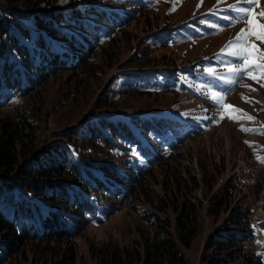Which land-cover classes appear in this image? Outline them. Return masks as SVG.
I'll use <instances>...</instances> for the list:
<instances>
[{"label":"trees","instance_id":"obj_1","mask_svg":"<svg viewBox=\"0 0 264 264\" xmlns=\"http://www.w3.org/2000/svg\"><path fill=\"white\" fill-rule=\"evenodd\" d=\"M56 1L0 0V107L2 104L9 109L27 106L29 93L57 71H77L76 84L83 88L90 74L97 71L90 65L91 59L103 47L99 36L92 39L93 28L90 26L96 25L93 21L104 27L100 30L102 34L109 29L121 32L123 25L127 24L126 16L109 14L100 0H88L65 11L37 12L32 16L13 11L17 6L31 10L41 3L52 6ZM144 21L146 30L155 26L156 20L152 21L148 16H144ZM170 35L171 32L160 37L167 39ZM128 36V32H123L125 39ZM116 41L112 36L102 48L105 62L114 60L113 52L118 47ZM160 59L154 63L168 61L165 56ZM150 61L145 53L139 59L134 57L126 61L120 67L123 70L114 75L115 80L119 77L125 79L126 92L166 93V90L129 86V82H147L152 78L156 81L164 76L159 68L165 66L145 68ZM137 66L142 67L135 68ZM136 69L142 72H132ZM121 96L99 99L96 107L89 111L90 116L82 115L81 124L78 122L57 133L58 137L42 142L36 133L39 129L28 113L0 116V264L9 263L11 255L26 243H32L42 252L51 244L66 245L57 264H79L74 237L90 222L95 223L98 213L104 211L105 215L108 214L111 209L106 210L107 206L114 208L110 204L130 199L135 188L154 211L150 216L149 211L143 212L151 224L152 238L146 240L144 256L137 261L139 264H184V254L179 247L188 249L197 233L199 204L191 199H197L195 191L199 184L194 172L185 173L180 164L169 163V156L158 153L155 146L158 145L155 137L165 135V131L178 137L182 124L145 109L136 113L137 110L104 107L113 105L111 101ZM34 104L30 106L31 112L39 111ZM100 111L103 113L99 114ZM142 112L149 114L144 116ZM93 113L96 114L94 120ZM121 144L126 149L134 147L140 155L150 158L148 165L132 170V175L120 171L114 159L119 155L117 148L124 149ZM96 148L110 152H105L104 158L96 159L93 156ZM156 166H159L161 180L157 183L162 194L154 192L150 187L152 183L148 182L153 179L152 169ZM211 168V172L208 169L206 172L204 166H200L207 187L210 186L208 175L217 172L215 167ZM254 186H258L256 190L260 192L261 185L255 183ZM234 188L235 184L228 182L219 196L218 206L213 211L208 209L209 217L219 215L222 206L224 211L228 209ZM169 209L175 213L173 224L168 218ZM232 211L236 212L234 207ZM221 226L223 229L208 237L201 261L228 264L236 258H248L249 264H262L261 258L246 247L254 231V224L246 211L236 212ZM260 227L264 230L263 223ZM208 249L216 252L206 260L205 251ZM124 259V255L110 252L101 263L131 264Z\"/></svg>","mask_w":264,"mask_h":264},{"label":"rangeland","instance_id":"obj_2","mask_svg":"<svg viewBox=\"0 0 264 264\" xmlns=\"http://www.w3.org/2000/svg\"><path fill=\"white\" fill-rule=\"evenodd\" d=\"M87 1L75 5H83ZM100 2L109 14L126 16L127 20L121 32L109 29L106 34H102L100 30L104 27L95 21L93 24L96 25L90 26L93 28L92 39L99 36L100 41L97 40L103 44L102 48L107 46L106 42L112 36L117 40L118 47L113 52L114 60L105 62L102 48L98 49L90 63L97 71L93 75L90 74L89 81L83 88L76 84L77 71L74 73L57 71L47 76L33 92L29 93L27 106L9 109L2 104L0 116L9 117L16 112L28 113L29 119L33 120L39 129L36 133L40 142L58 137L57 133L60 134L78 122L81 124L83 114L84 117L90 116L89 111L96 107L98 100L110 96L113 98L122 95L116 101H111L113 105L104 106L106 109L110 107L109 109L131 112L137 110L136 113L142 111L139 109H145L153 113H166L179 122L184 121L185 123H181L182 128L178 137L170 131H165V135L155 137L158 143L155 146L158 153L169 156V163L180 164L183 172H194L197 176L199 184L195 191L197 199L191 200L195 202L197 200L199 204V212L196 213L199 226L190 247L188 249L179 247V250L184 254V264H205V261H201V255L204 253L207 239L211 234L218 232V229H223L221 224L226 218L234 216L236 212L246 211L251 223H256L255 226L259 222L260 225L264 224V162L258 159L264 157L262 134L264 79L253 80L246 71L240 75L229 72L230 67L239 68L242 61L229 54L231 48H225L242 28L247 27V20L241 19L242 14L238 9L247 8L249 5L245 0H100ZM59 3L58 0L52 6L41 3L34 10L17 6L13 11L32 16L37 12L55 11ZM261 11H264V0H260L259 5L253 6L252 10V18L264 23V17L258 15ZM90 16L93 17L91 14ZM144 16H148L152 21L156 20L153 28L145 29ZM181 22L187 25L176 27ZM97 27L99 29L96 31ZM168 30H171V35L167 39L152 36L153 31L170 33ZM123 32L129 33L127 39L123 37ZM108 37L110 38L107 39ZM250 40L255 38L250 37ZM255 43L264 49V43L258 40ZM144 53L151 58L145 68L162 65L168 68L169 72L172 71L170 76L178 77L171 80L161 77L156 81L152 78L147 82H129V86L145 87L146 90H166V93L126 92L125 79L119 77L115 80L114 75L123 70L120 67L126 61L134 57L139 59ZM160 56H165V60L168 61L164 64L154 63ZM138 67L142 66L135 68ZM251 71L253 75L260 77L258 69L253 67ZM132 72L142 71L136 69ZM179 77L180 83L177 81ZM214 96L223 97L222 103H218ZM33 103H36L39 111L31 112L30 106ZM225 105H233L243 112H234L224 107ZM102 113L103 111L99 112ZM245 113L254 119L230 118L243 117ZM93 115L94 120L96 114ZM121 146L124 149L117 148L119 155L114 159L120 171L132 175V170H139L148 165L150 158L140 155L134 147L126 149L122 144ZM85 149L89 150L87 147ZM105 152L109 153L110 150L108 152L96 148L93 156L102 159ZM201 165L206 172H209L207 169L211 172V166L217 170L208 175L209 187L202 180L204 170L200 171ZM152 170L153 179H148V182L152 183L150 187L154 192L162 194L160 184L157 183L161 180L159 166ZM228 182L235 184L228 209L224 211L222 206L220 210L223 211L219 215L209 217L208 209L213 211L218 206L219 196ZM255 183L261 185L260 192H257L258 186H254ZM134 190L130 199L110 204V207L114 208L107 206L106 210L111 209L108 214L105 215L104 211L98 213L97 221L92 224L90 222L74 237V249L79 264H102L110 252H115L119 256L124 255V260L131 264H139L137 260L144 256L145 242L152 238L151 224L143 216V212L149 211L150 216L154 211L145 204L137 188ZM233 207L236 212L232 211ZM168 218L172 224L175 222V213L170 209ZM171 232L174 233L173 227ZM255 235L256 239L252 236L251 241L246 243V247L254 253L260 248L258 243L261 242L257 239L262 238L263 241L264 231L262 233L259 231V234ZM65 246L51 244L47 251L42 252L32 243H26L11 255L7 264H57L61 261ZM215 252L214 249L206 250V260ZM260 255L264 257V253L261 252ZM249 262L248 258H236L228 264Z\"/></svg>","mask_w":264,"mask_h":264},{"label":"snow or ice","instance_id":"obj_3","mask_svg":"<svg viewBox=\"0 0 264 264\" xmlns=\"http://www.w3.org/2000/svg\"><path fill=\"white\" fill-rule=\"evenodd\" d=\"M249 5L247 8H240L238 11L242 14L241 19L247 20V27L242 28L240 33L228 42L225 48H231L232 51L230 55L240 59L242 64L239 68L230 67L229 72L240 75L242 72H247L249 77L253 80L264 79V49H261L255 41H261L264 43V23H260L258 20L252 18L253 6L259 5L260 0H245ZM259 16L264 17V11L258 13ZM250 37H254L255 40H250ZM225 51V49H222ZM255 67L261 73L260 77L252 74L251 69ZM211 71V69H209ZM250 87V86H249ZM254 90V89H253ZM243 98V97H242ZM218 103H222L223 97H215ZM226 108L232 109L234 112H243L242 109H237L233 105H225ZM232 119L246 118L249 120L254 119V117L244 114L243 117H230ZM248 131H253V129H246ZM264 134V133H262ZM261 162H264V157H258Z\"/></svg>","mask_w":264,"mask_h":264},{"label":"bare ground","instance_id":"obj_4","mask_svg":"<svg viewBox=\"0 0 264 264\" xmlns=\"http://www.w3.org/2000/svg\"><path fill=\"white\" fill-rule=\"evenodd\" d=\"M65 2H66L65 0H62V3H61V1H60L59 5H64ZM59 5H58V7H59Z\"/></svg>","mask_w":264,"mask_h":264},{"label":"water","instance_id":"obj_5","mask_svg":"<svg viewBox=\"0 0 264 264\" xmlns=\"http://www.w3.org/2000/svg\"><path fill=\"white\" fill-rule=\"evenodd\" d=\"M59 1H62V0H59ZM66 1V0H65ZM58 7V6H57Z\"/></svg>","mask_w":264,"mask_h":264}]
</instances>
